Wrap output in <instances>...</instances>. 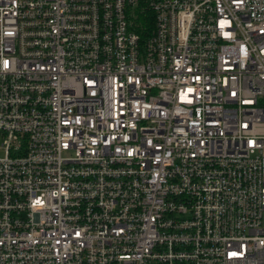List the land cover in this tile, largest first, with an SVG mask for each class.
Masks as SVG:
<instances>
[{"label": "built area", "instance_id": "obj_1", "mask_svg": "<svg viewBox=\"0 0 264 264\" xmlns=\"http://www.w3.org/2000/svg\"><path fill=\"white\" fill-rule=\"evenodd\" d=\"M0 264H264V0H0Z\"/></svg>", "mask_w": 264, "mask_h": 264}, {"label": "rangeland", "instance_id": "obj_2", "mask_svg": "<svg viewBox=\"0 0 264 264\" xmlns=\"http://www.w3.org/2000/svg\"><path fill=\"white\" fill-rule=\"evenodd\" d=\"M1 140V139H0Z\"/></svg>", "mask_w": 264, "mask_h": 264}]
</instances>
